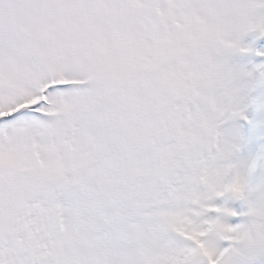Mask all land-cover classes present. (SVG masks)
<instances>
[{"label": "snow or ice", "instance_id": "6c2138e0", "mask_svg": "<svg viewBox=\"0 0 264 264\" xmlns=\"http://www.w3.org/2000/svg\"><path fill=\"white\" fill-rule=\"evenodd\" d=\"M0 264H264V0H0Z\"/></svg>", "mask_w": 264, "mask_h": 264}]
</instances>
